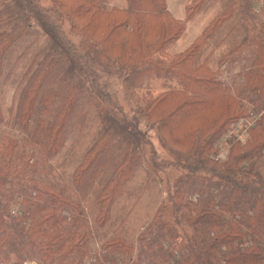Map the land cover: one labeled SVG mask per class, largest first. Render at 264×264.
I'll list each match as a JSON object with an SVG mask.
<instances>
[{"label":"trees","instance_id":"trees-1","mask_svg":"<svg viewBox=\"0 0 264 264\" xmlns=\"http://www.w3.org/2000/svg\"><path fill=\"white\" fill-rule=\"evenodd\" d=\"M206 1L190 0L177 19L166 0H126L122 8L108 0H0V86L33 43L20 47L24 37L35 28L44 37L12 90L7 117L0 101V261L264 264V20L252 13L256 0H227L186 47L170 52ZM239 24L232 51L251 43L254 54L228 86L211 54ZM91 114L95 137L68 182L60 181L51 160ZM235 120L247 137L230 135L217 158ZM150 132L169 157L158 156ZM168 168L178 172L172 180L161 176ZM141 171L127 213L114 221ZM159 183L163 197L136 237L119 236L141 195ZM110 221L116 235L94 246Z\"/></svg>","mask_w":264,"mask_h":264},{"label":"rangeland","instance_id":"rangeland-1","mask_svg":"<svg viewBox=\"0 0 264 264\" xmlns=\"http://www.w3.org/2000/svg\"><path fill=\"white\" fill-rule=\"evenodd\" d=\"M189 1L190 0H166L167 9L175 18L183 19L185 16V6L189 3ZM227 2V0H207L202 8L196 13V15L192 17L191 20L185 23V28L182 35L168 48L169 51L173 53L186 47L219 11H223V9L226 7ZM41 3L44 7L48 4V2L45 1H41ZM107 5L122 8L126 5V0H108ZM254 6L255 8L252 13L257 16L258 20L263 21L264 0H256V2H254ZM236 21L237 20L233 18L225 22L223 28L218 31L217 35L212 40L209 41V45L207 47L209 51H212L213 46L216 45L217 41L225 35V33L236 23ZM251 23L253 24L252 21ZM253 26H255V24L249 26V28ZM240 27V24L239 26H235L233 28V31L226 37V39L222 43H220L216 47L215 50H213L211 54L212 56L210 65L212 66V68L218 70V76L223 80L224 84L228 86L234 83L235 79L237 78L238 71L241 68L249 65L254 54V47L251 43L247 44V46H244L242 50L235 52L232 51L235 49V45L238 43L240 35H242L243 28L241 29ZM35 29L36 33L34 35L30 33L25 36L19 46L21 47L23 45H26L27 43L30 44L32 41L33 43L31 44L29 49L22 55L21 59L17 61L14 71L9 76V78H7L5 82L1 83L0 101L4 117H7L8 115L13 88L20 79L21 74L23 73L28 61L33 56L34 52L39 49L44 43V37L38 33L40 32L39 28ZM63 29L69 36L74 37V35L68 32L69 27L67 23L63 25ZM17 48L16 50H18ZM228 52H231V54H229V56H226L224 62L220 63L219 59L221 58V56ZM16 53L17 52L15 51L14 55H16ZM118 82L119 81L116 78H110V90L116 93V95L119 97V100L124 105V109L129 112V103L126 99L123 98V94L121 92V89L119 88ZM247 111L248 114L252 113L250 109H248ZM251 122L252 120L248 119V123ZM235 123H238V121L235 120L234 122H232L228 127V135L223 136L220 139L219 145L221 146V149L218 150L219 152L224 153L232 144L230 143L227 145V143L225 142L228 137H230V135L238 134L234 137L236 142H242L247 137V134H243L245 129L242 128V126H235ZM96 130L97 119L94 114H91V116L87 120L86 128L83 130V132L80 135L76 132L71 135L68 138L64 149L59 153V155L56 156V158L51 160V167L53 169L52 173L56 175V178H58L60 181L68 182L70 172L76 162L77 157L81 155L85 147L92 141L93 137H95ZM150 135L152 144L157 151L158 156L164 158L169 157L168 153L162 148L155 135L152 132H150ZM142 175V171L137 174L136 178L132 182L133 185H131L128 190V193L119 201L117 205H115L113 210L114 221L117 220L118 217L123 216L125 213H127V209L130 205L129 199L133 196V193L136 189L135 184H137L138 181L142 178ZM177 175L178 172L172 168H168L161 174L162 178L165 180H172L173 177ZM162 185L163 183L152 184L151 187H149L148 191L141 195L140 199L133 206L128 217H126V219L124 220L123 225L121 226V231L118 232L119 236H123L128 240H133L134 237H136L140 226L147 219V217H149L151 210L154 209L155 205L163 197V190L161 189ZM92 198L93 195L89 197L87 204H91ZM116 227L117 223L110 221L98 232H96L93 238L94 246L98 247L100 242L105 238L116 235V233L114 232ZM24 260L23 262L20 261L19 264L27 263V259ZM1 262H5V264H16V261L14 262V260L7 261L6 259H3L0 261V263ZM31 263L35 264L34 261Z\"/></svg>","mask_w":264,"mask_h":264},{"label":"built area","instance_id":"built-area-1","mask_svg":"<svg viewBox=\"0 0 264 264\" xmlns=\"http://www.w3.org/2000/svg\"><path fill=\"white\" fill-rule=\"evenodd\" d=\"M241 123H242V122H238V123L236 124V126H241ZM223 155H224V153L219 152L218 155H217V158H219V157H223ZM25 264H33V263H28V262H27V263H25Z\"/></svg>","mask_w":264,"mask_h":264}]
</instances>
